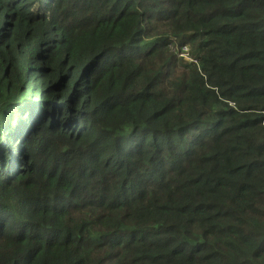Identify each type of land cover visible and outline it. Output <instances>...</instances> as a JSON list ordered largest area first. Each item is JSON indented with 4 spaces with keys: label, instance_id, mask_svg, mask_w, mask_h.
I'll return each mask as SVG.
<instances>
[{
    "label": "trees",
    "instance_id": "16d2710c",
    "mask_svg": "<svg viewBox=\"0 0 264 264\" xmlns=\"http://www.w3.org/2000/svg\"><path fill=\"white\" fill-rule=\"evenodd\" d=\"M0 264H264V0H0Z\"/></svg>",
    "mask_w": 264,
    "mask_h": 264
},
{
    "label": "rangeland",
    "instance_id": "374dc122",
    "mask_svg": "<svg viewBox=\"0 0 264 264\" xmlns=\"http://www.w3.org/2000/svg\"><path fill=\"white\" fill-rule=\"evenodd\" d=\"M182 53L184 54L183 56H181L182 58H184L185 60H190V57H189V55H188V53H189V51H188V49H183L182 50Z\"/></svg>",
    "mask_w": 264,
    "mask_h": 264
}]
</instances>
